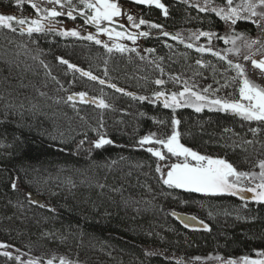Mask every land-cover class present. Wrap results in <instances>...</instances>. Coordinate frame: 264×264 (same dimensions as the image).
<instances>
[{"label":"trees","instance_id":"1","mask_svg":"<svg viewBox=\"0 0 264 264\" xmlns=\"http://www.w3.org/2000/svg\"><path fill=\"white\" fill-rule=\"evenodd\" d=\"M119 1L137 8V22H148L138 28L149 33L140 36L148 55L121 52L83 36H62L58 27L31 36L0 28V242L8 245L0 248V264H27L30 259L47 264L52 258L59 263L61 257L73 264H215L264 251V202L169 187L162 173L166 176L167 166L181 157L161 145L139 143L150 134L166 139L176 118L182 144L223 156L238 171L258 173L264 160V123L216 108H165L163 98L153 93L177 90L176 78L235 90L233 84L223 87L214 73L219 67L224 74H236L228 60L242 64L248 78L264 86L260 70L243 58L264 53V20L260 27L248 21L231 26L194 7L204 0H161L167 16L155 5ZM224 2L213 0L215 6ZM0 9L33 10L28 0L21 6L0 0ZM61 17L85 23L77 13L75 19ZM233 29L260 43L249 49L237 40L239 54L228 51L232 43L217 36L231 37ZM198 31L217 36L196 40L192 33ZM199 46L227 59L198 52ZM80 69L98 79L83 76ZM80 92L87 93L88 103L75 96ZM141 96L147 99L141 101ZM92 98L97 103L104 99L109 107H98ZM101 135L112 143L96 148ZM148 147L160 148L166 159L153 156ZM5 251L12 256L3 255Z\"/></svg>","mask_w":264,"mask_h":264},{"label":"snow or ice","instance_id":"2","mask_svg":"<svg viewBox=\"0 0 264 264\" xmlns=\"http://www.w3.org/2000/svg\"><path fill=\"white\" fill-rule=\"evenodd\" d=\"M17 6L24 4L25 0H15ZM32 9L39 15L43 13L42 16L35 19L20 18L15 15L0 14V28H6L13 32L19 30L22 34L27 33L31 36L33 33H45L52 32L56 30V25L53 20L61 15H65L64 12L59 11L55 6L51 8H41L37 3L28 0ZM48 3L53 5H60L61 8L68 6L69 10L66 15L75 19L73 15V5L72 0H41V3ZM133 2L138 4L155 5L157 8L162 9L164 15H168V10L161 0H133ZM82 8L77 12L78 15H82L86 18L85 22L94 24L96 26L97 32L105 33L110 39L115 37H124L127 35V39L135 40L137 35L147 37L148 32L135 33H125L121 31H116L114 28H109L102 26L103 22L115 23L114 18L122 15L121 8L118 3L114 0H79ZM199 12L214 13L220 20L225 23L235 26L238 21H248L252 24L260 27L261 21L264 20V0H240L239 3H234V0H225L222 6H215L213 0H204V4L201 5L198 2L194 5ZM87 9L88 11H84ZM258 9H261L258 11ZM259 19H256V18ZM128 21L132 22V26L139 28L141 25L148 23L144 19H140L139 23L134 21L133 16H127ZM18 26L14 27L13 24ZM123 27V26H121ZM150 27L160 28L161 25L151 24ZM231 37H221L217 36L214 32L209 31H198L193 32L192 37L199 40L200 37H207L211 41L213 36H217L218 39L224 40L225 43L231 42L233 48L228 49L230 52H235L239 54L240 49L236 47L237 40H243L247 48L251 49L254 45L259 44V39H245L244 33H235ZM62 36H73L78 37L80 33L75 29L63 30L60 32ZM164 36H169L168 32L163 33ZM179 34L172 36V39H177ZM87 40H93L97 44L101 41L93 34H89L84 37ZM183 43V40H181ZM189 48L194 47L193 44L189 43L186 45ZM105 47H108L105 44ZM114 47L118 51H125L124 45L115 44ZM109 51L112 49L109 48ZM134 50V49H133ZM198 52H211L213 55L220 57L221 59H227L221 56L219 52H213L211 47L199 46L196 48ZM244 60H251V63L255 69L260 70V75L264 77V59H255L252 56L245 55ZM62 63L68 64L70 68L75 69L76 66L69 64L67 60H61ZM231 68L236 71V76L232 78L233 82L238 81V98H210L206 93L209 91L208 88L203 89V93L193 91L191 87L185 82L183 90L180 92H172L166 94L165 92H156L154 95L157 99L163 98V104L165 108H180V107H192L196 112H201L205 107L210 110L216 108L221 111L231 112L232 114L239 116L245 121H258L264 123V86H261L254 81L250 80L246 74L245 68L240 63H233V61H227ZM201 63V61H197ZM83 76L89 77L92 80H97L98 78L92 75L91 72H85L82 69L79 70ZM177 81L179 78H176ZM101 84L105 81L100 80ZM156 84H164L163 80H156ZM115 88L116 85H111ZM223 87H228L225 84ZM123 92V89H117ZM127 95L132 96V93H127ZM78 96L80 101L83 103H88L86 99L87 93L80 92L75 94ZM135 98V97H134ZM74 96H69L68 100H73ZM139 100L143 101L147 99L146 97H138ZM93 103H97L96 98H92ZM97 106L100 108L109 107L105 103L104 99H99ZM180 122L178 120H173L174 125H178ZM179 132L173 131L170 136L166 139H154L155 134H150L142 137L139 141L140 145L145 144H157L161 145L166 149L168 154L174 157H183V160L177 163H171L167 166L166 176L162 173L163 183L169 187L182 188L192 192L206 193V194H219V193H230L232 195H240L242 200L246 199L243 195L244 193H251V199L261 203L264 202V160H260L258 167L260 171L257 172H242L238 171L232 163L228 162L223 158H213L211 156L201 155L200 153L186 147L180 142ZM110 139L105 138L103 135L94 142L96 148H100L104 145L111 144ZM147 151L153 156L160 160H165L166 155L156 147H148ZM157 172H161V168L158 165L156 168ZM259 183H255L256 180ZM248 180L253 186L244 187L242 182ZM13 188L16 185L13 183ZM194 219V218H193ZM203 223V222H201ZM187 226V225H186ZM207 228V225H204ZM8 245L0 244V248H7ZM3 255L11 257L12 253L5 251ZM258 258L252 259L248 256L242 257V264H264V251H259L256 253ZM16 260H20V256L15 257ZM54 259H49L47 264H54ZM27 264H38L36 260H29ZM60 264H73V262L66 260L65 258H60ZM227 264H237V261L228 260Z\"/></svg>","mask_w":264,"mask_h":264},{"label":"rangeland","instance_id":"3","mask_svg":"<svg viewBox=\"0 0 264 264\" xmlns=\"http://www.w3.org/2000/svg\"><path fill=\"white\" fill-rule=\"evenodd\" d=\"M131 1H133V0H131ZM32 2L37 3L38 6H40L42 9L43 8H51V7H54L55 6L59 11H62V12L65 13V15H61V16H67L66 13L69 10L68 6H65V7L61 8L60 5L48 4L46 2L41 3V0H32ZM62 2H63V0H62ZM114 2H116V3L119 4V6L121 8V11H122V15L119 16V17H115L114 18L115 23H112V24L118 25L119 27H121V26L124 27L125 26L128 29H127V31L126 30H123L122 27L120 29L119 28L116 29V28H114L111 25H107L106 27H109L110 29L111 28H114L116 31H121V32H125V33H135V34H138L139 33V29L133 27L132 26V22L128 21V19H127V16L128 15H131V16H133L135 22L136 23H139V21L138 22L136 21V16L138 14L137 8L132 3H129V2H124V1H119V0H114ZM239 2H240V0H234V3H239ZM72 5L74 6L73 7V15L75 16L76 13L82 8V6L80 5L79 0H72ZM83 10L84 11H88L87 9H83ZM259 10H261V9H258V11ZM0 14L15 15V16L20 17V18H28L29 20L30 19L39 18V16H42L43 15V13H41V14L38 15L35 12L34 9L31 10V11L2 10V9H0ZM61 16L56 17L53 20V23L56 25V27H58V28H60L62 30L75 29L76 31H78L80 33V36H83V37H86L89 34H93V35H95L101 41V43L107 44L108 46L113 47V48H115L114 47L115 44L124 45L123 40L127 37V35H125L124 37H115V35H113V38L110 39L107 34L101 33V32H97L96 26L95 27H89V26H87V24H89V23H86V22L85 23H77V22H75L73 20H66V19H64ZM80 16H82V15H80ZM82 17L86 20V18L84 16H82ZM102 26H105V25H102ZM137 36L141 40V37L139 35H137ZM169 36H173V35L171 34ZM169 46L173 48V45H171V43L169 44ZM124 47H125L126 50H130V49L126 48L125 45H124ZM178 54H181L186 59H189L190 58V55L187 53V51L181 52V53L179 51ZM255 59H257V60L264 59V53L256 56ZM214 73H215L216 76L221 77V78H218L217 81L220 82V80H221V81H223V84L224 85L227 84V85H229L231 87H232L231 84H233L235 86V90L232 87V90H229V91L225 92L224 89H221L220 88V86H219L220 83L217 84V85H213V84L211 85V83L199 85L198 83H196V84L195 83H192V81L186 80L184 78V79H179L178 82H176V85L178 86V89L177 90L172 91V90L169 89V91H168V90H166V89L163 88L160 91H156V92H161L162 91V92H165L166 94H170L172 92H177L178 93V92H180V91L183 90L184 84L186 82L188 84V86L193 89V91L200 92L201 94H205V93H203V89L208 88L209 91L206 94L210 98H217V97H220V98H238V86H239L238 85V81L237 82H233V80H232V78L235 77L236 74H232V76H229L227 74H224L223 70L221 68H219V67H217L215 69V72ZM222 78H223V80H222ZM156 92H154L153 94H155ZM175 120H177V119L175 118ZM174 130L177 131V132H179L178 125H173L172 132ZM172 132H171V134H172ZM200 154L201 155H205V154H202V153H200ZM205 156H209V155H205ZM211 157H213V158H223V159H226L228 162H230L227 158H225L223 156H211ZM181 159L183 160V157H181ZM243 183L245 184V187H251V186H253L248 180L243 181L242 182V185H243ZM255 183H259V180L257 179L255 181ZM243 195L246 197V199H251V195L252 194L246 192ZM238 196H240V195H238ZM0 244H3V243L0 242ZM242 257H245V255H242V256H239V257H235V258H222L219 261H217L215 264H227V261L230 260V259L231 260H234V261H237V264H242V260H241ZM248 257H250L252 259L258 258L256 256V254L255 255H252V256H248ZM54 264H60V262L59 263H54Z\"/></svg>","mask_w":264,"mask_h":264},{"label":"built area","instance_id":"4","mask_svg":"<svg viewBox=\"0 0 264 264\" xmlns=\"http://www.w3.org/2000/svg\"><path fill=\"white\" fill-rule=\"evenodd\" d=\"M123 43L124 45L127 47V48H130V49H134L135 51L139 52V53H143V54H146L148 49L147 47L143 46L141 41L139 40V38L137 37V39L135 40H129L127 39V37L123 40Z\"/></svg>","mask_w":264,"mask_h":264}]
</instances>
